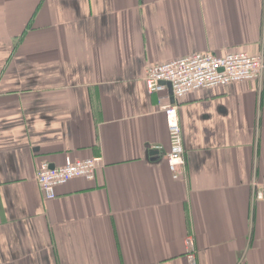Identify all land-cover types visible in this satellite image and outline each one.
Listing matches in <instances>:
<instances>
[{
    "label": "crops",
    "instance_id": "obj_1",
    "mask_svg": "<svg viewBox=\"0 0 264 264\" xmlns=\"http://www.w3.org/2000/svg\"><path fill=\"white\" fill-rule=\"evenodd\" d=\"M240 51H264V0H0V264H264V81L176 99L177 177L145 82ZM68 157L102 162L46 200L40 165Z\"/></svg>",
    "mask_w": 264,
    "mask_h": 264
},
{
    "label": "built area",
    "instance_id": "obj_2",
    "mask_svg": "<svg viewBox=\"0 0 264 264\" xmlns=\"http://www.w3.org/2000/svg\"><path fill=\"white\" fill-rule=\"evenodd\" d=\"M250 80L261 83L264 81V51L256 54L240 51L223 55L196 52L151 65L145 76L149 93L163 92L167 88L163 82H170L175 99L201 89L217 88ZM161 107L167 118L171 138L168 162L174 176L177 177L179 168L185 163V146L179 122L178 104L166 100ZM101 162V157L75 160L68 157L66 163L61 166L51 167L48 163H42L37 172V181L45 199L56 198L58 186L74 178L83 177L93 180ZM252 199L264 200V177L259 184L254 183ZM188 243L189 257L194 263V240L189 238Z\"/></svg>",
    "mask_w": 264,
    "mask_h": 264
},
{
    "label": "water",
    "instance_id": "obj_3",
    "mask_svg": "<svg viewBox=\"0 0 264 264\" xmlns=\"http://www.w3.org/2000/svg\"><path fill=\"white\" fill-rule=\"evenodd\" d=\"M163 83L166 84V85L168 86V88H169V92H170V95H171L170 100H171L172 103H174V102H175V98H174V96H173L172 84H171L170 82H163ZM151 153H152V154H153V153H158V151H156V150H152ZM51 167H54V166H51Z\"/></svg>",
    "mask_w": 264,
    "mask_h": 264
}]
</instances>
